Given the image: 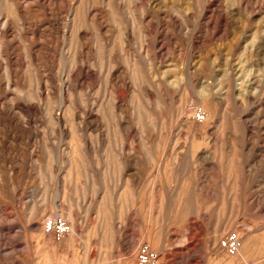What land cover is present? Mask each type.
Here are the masks:
<instances>
[{
  "label": "rangeland",
  "instance_id": "374dc122",
  "mask_svg": "<svg viewBox=\"0 0 264 264\" xmlns=\"http://www.w3.org/2000/svg\"><path fill=\"white\" fill-rule=\"evenodd\" d=\"M27 1L0 0V264H264V0Z\"/></svg>",
  "mask_w": 264,
  "mask_h": 264
},
{
  "label": "built area",
  "instance_id": "2783aa9c",
  "mask_svg": "<svg viewBox=\"0 0 264 264\" xmlns=\"http://www.w3.org/2000/svg\"><path fill=\"white\" fill-rule=\"evenodd\" d=\"M191 119L201 123L206 121V111L196 106L192 112ZM43 232L49 234L55 241H60L70 232V223L65 217L54 215L47 217L42 222ZM242 242V234L238 230H229L218 239L217 245L228 256H234L238 253ZM135 258L138 264H159V253L150 247L148 243H140L135 252Z\"/></svg>",
  "mask_w": 264,
  "mask_h": 264
},
{
  "label": "bare ground",
  "instance_id": "6f19581e",
  "mask_svg": "<svg viewBox=\"0 0 264 264\" xmlns=\"http://www.w3.org/2000/svg\"><path fill=\"white\" fill-rule=\"evenodd\" d=\"M15 1V0H14ZM27 1V0H26ZM19 2H21V1H19ZM28 2V1H27ZM68 2V1H67ZM67 2H66V4H67ZM91 2V1H90ZM132 2V1H131ZM79 4V3H78ZM16 7L15 8H17V9H15V10H18V12H20V13H22V14H24V15H26L25 14V12H26V10L25 9H21V5L19 4V3H17V2H15V4H14ZM23 5V4H22ZM25 6H26V4H25ZM73 6V5H72ZM14 7V6H13ZM23 7V6H22ZM62 7V6H61ZM74 7V6H73ZM75 8V7H74ZM74 10V9H73ZM17 12V13H18ZM28 12V11H27ZM75 12V11H74ZM71 13V12H70ZM99 12L95 9V6H93V4H89L87 7H85L83 10H79V11H76V13H75V15H74V17H73V15H72V23H71V25H72V27L71 28H73L72 30V37L73 36H75L76 38L77 37H80L81 35H80V33H79V31H81V30H79L78 31V27H81V24H82V22L85 20V19H89V21L90 22H92V23H95V24H97L98 23V25L100 24V22H99V20L97 19V14H98ZM21 14V15H22ZM72 14H73V12H72ZM71 16V15H70ZM75 21H77V22H75ZM70 24V21H65V25H69ZM74 24V25H73ZM99 28V27H98ZM69 29V28H68ZM70 30V29H69ZM78 31V32H77ZM128 31V30H127ZM130 31V30H129ZM66 32H67V30H66ZM64 33V32H63ZM69 33V32H68ZM82 33V32H81ZM82 34H84V32L82 33ZM88 34V33H87ZM64 35V34H63ZM66 35V34H65ZM69 36V35H68ZM85 36V35H84ZM128 36V35H127ZM81 38H82V36H81ZM69 39V38H68ZM74 42V41H73ZM76 42V43H75ZM74 43H73V45L75 44V46H73V49H74V53L73 52H71V53H73V54H75L76 53V50H77V47L79 46L78 45V42H77V40L75 41ZM72 44V43H71ZM67 48H70V50H71V46L69 45V47H67ZM79 48H80V46H79ZM69 50V51H70ZM103 52V51H102ZM78 54V53H77ZM43 55V54H42ZM79 55V54H78ZM79 57V56H78ZM77 57V58H78ZM81 57V56H80ZM75 61V60H74ZM74 61H73V63H74ZM75 64H76V62H75ZM76 66V65H75ZM80 67V66H79ZM75 68V67H74ZM74 68H73V70H74ZM84 69V68H83ZM74 71H77L76 69L74 70ZM72 72V71H71ZM79 72V71H78ZM81 73H82V71H81ZM74 75H75V73H74ZM79 75H80V73H79ZM76 76H78V75H76ZM75 77V76H74ZM120 81V80H119ZM119 81H118V79H117V77H116V75H115V73L114 72H112L110 75H109V83H110V87L109 88H111V90L109 89V91H110V96H109V98L111 99V107H110V110H109V112H112V113H114V111L118 108L117 107V104H116V102H115V87L118 85V83H119ZM71 82H73V81H71ZM77 82V81H76ZM71 85H72V83H71ZM70 86V85H69ZM71 88V87H70ZM45 93V92H44ZM67 93V92H66ZM205 91H203L202 92V94L201 95H205ZM67 95H72L70 92H69V94H67ZM51 97H53L52 95H51ZM65 98V97H64ZM63 98V99H64ZM73 99V98H72ZM109 99V100H110ZM70 100H71V98H70ZM69 100V101H70ZM68 102V101H67ZM71 102H73V101H71ZM75 103V102H74ZM66 104V103H65ZM72 104V103H71ZM76 104V103H75ZM74 104V113L75 114H79V110L81 109L80 108V106H79V104L77 103L76 105ZM59 105V104H58ZM68 105V104H67ZM89 105V104H88ZM161 105V104H160ZM69 106V105H68ZM58 107V106H57ZM64 107H66V106H64ZM91 107V106H90ZM52 108V107H51ZM68 108H70V107H68ZM71 109V108H70ZM69 109V112L71 111ZM54 110V109H53ZM56 111H58V109L56 110ZM55 111V112H56ZM62 111V110H61ZM66 111H67V109H66ZM66 111H65V113H66ZM85 111H86V113H87V110L85 109ZM162 111V110H161ZM73 113V111L70 113V114H72ZM82 113V112H81ZM81 113H80V115H81ZM85 113V114H86ZM89 113V112H88ZM93 113V112H92ZM91 113V114H92ZM56 114V113H55ZM60 114V113H59ZM58 114V115H59ZM69 113H68V111H67V113H66V115H68ZM53 115H54V113H53ZM53 115H52V112H51V116L53 117ZM62 115V114H61ZM93 115V114H92ZM162 115V114H161ZM70 116V115H69ZM83 116H85V115H83ZM64 117V116H63ZM67 117V116H66ZM70 117H73V115H71ZM69 117V118H70ZM81 117H82V115H81ZM87 117V116H86ZM89 117V116H88ZM54 118V120L56 121V119H55V116L53 117ZM57 118H59V119H62V118H60V115L57 117ZM79 118V117H78ZM71 119V118H70ZM69 119V120H70ZM83 119V118H82ZM63 120V119H62ZM86 120V119H85ZM65 121V120H64ZM68 121V120H67ZM72 121V120H71ZM77 121H79V120H77ZM82 121V120H81ZM84 121V120H83ZM82 121V122H83ZM82 122H79V123H82ZM85 122V121H84ZM122 124V123H121ZM62 125V124H61ZM78 126H79V124H78ZM83 127V126H82ZM73 133V132H72ZM80 142H82V141H80ZM84 143V145L86 146V141H84L83 142ZM39 216V215H38ZM70 228H71V225H70ZM248 232V231H247ZM242 243V242H241ZM241 247V246H240ZM240 249V248H239ZM137 250V249H136ZM155 250H157L158 251V249H155ZM160 251V250H159Z\"/></svg>",
  "mask_w": 264,
  "mask_h": 264
}]
</instances>
